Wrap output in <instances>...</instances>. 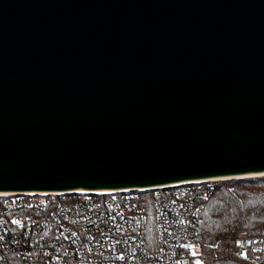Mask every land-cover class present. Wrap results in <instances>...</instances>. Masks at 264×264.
<instances>
[{
	"label": "water",
	"instance_id": "obj_1",
	"mask_svg": "<svg viewBox=\"0 0 264 264\" xmlns=\"http://www.w3.org/2000/svg\"><path fill=\"white\" fill-rule=\"evenodd\" d=\"M264 174V0H0V192Z\"/></svg>",
	"mask_w": 264,
	"mask_h": 264
},
{
	"label": "built area",
	"instance_id": "obj_2",
	"mask_svg": "<svg viewBox=\"0 0 264 264\" xmlns=\"http://www.w3.org/2000/svg\"><path fill=\"white\" fill-rule=\"evenodd\" d=\"M210 181L0 192V264H206L199 226ZM235 252L260 263L264 235L238 237Z\"/></svg>",
	"mask_w": 264,
	"mask_h": 264
},
{
	"label": "trees",
	"instance_id": "obj_3",
	"mask_svg": "<svg viewBox=\"0 0 264 264\" xmlns=\"http://www.w3.org/2000/svg\"><path fill=\"white\" fill-rule=\"evenodd\" d=\"M212 190L202 214L201 257L206 264H264L239 257L236 240L264 235V174L210 181Z\"/></svg>",
	"mask_w": 264,
	"mask_h": 264
},
{
	"label": "snow or ice",
	"instance_id": "obj_4",
	"mask_svg": "<svg viewBox=\"0 0 264 264\" xmlns=\"http://www.w3.org/2000/svg\"><path fill=\"white\" fill-rule=\"evenodd\" d=\"M13 223H19V221H13ZM185 247L191 248L193 247L191 244L185 245ZM193 255H196L195 251H193ZM121 259H123V257H120ZM196 264H201L200 260L196 261Z\"/></svg>",
	"mask_w": 264,
	"mask_h": 264
},
{
	"label": "bare ground",
	"instance_id": "obj_5",
	"mask_svg": "<svg viewBox=\"0 0 264 264\" xmlns=\"http://www.w3.org/2000/svg\"><path fill=\"white\" fill-rule=\"evenodd\" d=\"M245 176H248V175H240V176H237V177H245ZM99 190H101V191H111L112 189H99Z\"/></svg>",
	"mask_w": 264,
	"mask_h": 264
},
{
	"label": "rangeland",
	"instance_id": "obj_6",
	"mask_svg": "<svg viewBox=\"0 0 264 264\" xmlns=\"http://www.w3.org/2000/svg\"><path fill=\"white\" fill-rule=\"evenodd\" d=\"M193 249H194V251H195L196 253H198V254L200 253V251L198 250L197 247H194Z\"/></svg>",
	"mask_w": 264,
	"mask_h": 264
}]
</instances>
